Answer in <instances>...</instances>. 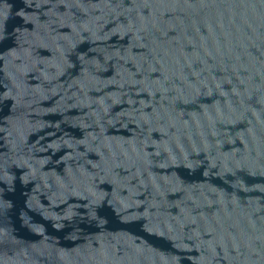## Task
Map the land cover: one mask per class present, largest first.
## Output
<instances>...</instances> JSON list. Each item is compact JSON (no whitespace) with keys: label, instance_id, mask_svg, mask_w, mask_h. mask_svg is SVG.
Returning a JSON list of instances; mask_svg holds the SVG:
<instances>
[{"label":"water","instance_id":"obj_1","mask_svg":"<svg viewBox=\"0 0 264 264\" xmlns=\"http://www.w3.org/2000/svg\"><path fill=\"white\" fill-rule=\"evenodd\" d=\"M0 264H264V0H0Z\"/></svg>","mask_w":264,"mask_h":264}]
</instances>
